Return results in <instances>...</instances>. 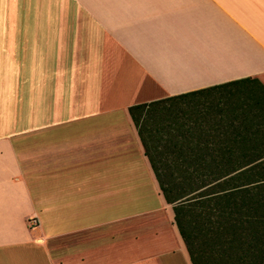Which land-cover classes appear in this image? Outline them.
<instances>
[{"label":"crops","instance_id":"0c3cea01","mask_svg":"<svg viewBox=\"0 0 264 264\" xmlns=\"http://www.w3.org/2000/svg\"><path fill=\"white\" fill-rule=\"evenodd\" d=\"M203 90L234 116L139 134L130 108ZM167 152L264 153V0H0V264H193Z\"/></svg>","mask_w":264,"mask_h":264},{"label":"trees","instance_id":"16d2710c","mask_svg":"<svg viewBox=\"0 0 264 264\" xmlns=\"http://www.w3.org/2000/svg\"><path fill=\"white\" fill-rule=\"evenodd\" d=\"M202 94L205 90L138 105L130 108V115L138 129L141 117L151 108ZM201 129L192 126L187 130L196 132L180 134L181 138H200ZM145 155L165 201L172 205L175 224L193 264L199 263L189 239L196 228H202L204 219L205 235L214 241L210 252L217 259L225 264H264V168L253 167L264 153Z\"/></svg>","mask_w":264,"mask_h":264},{"label":"rangeland","instance_id":"374dc122","mask_svg":"<svg viewBox=\"0 0 264 264\" xmlns=\"http://www.w3.org/2000/svg\"><path fill=\"white\" fill-rule=\"evenodd\" d=\"M194 99L178 100L175 103L169 102L151 108L138 123L141 136L150 141L152 146L158 136H162L163 141L170 138L177 140L179 136L176 131L185 125L187 130L192 126L195 127L194 124L205 122V118H232L234 116L233 111L225 106L226 99H232V97L225 98L218 95L205 97V94H202ZM206 103H210V106ZM169 130H172L173 134H169ZM169 165L173 168L172 172L176 174V168L171 163ZM202 222V228H196L191 234L190 250L193 251L199 264H225L213 253L211 254L210 250L214 241L205 235V219Z\"/></svg>","mask_w":264,"mask_h":264},{"label":"built area","instance_id":"2783aa9c","mask_svg":"<svg viewBox=\"0 0 264 264\" xmlns=\"http://www.w3.org/2000/svg\"><path fill=\"white\" fill-rule=\"evenodd\" d=\"M29 224L31 227H37L38 226V222L36 219L29 220Z\"/></svg>","mask_w":264,"mask_h":264}]
</instances>
